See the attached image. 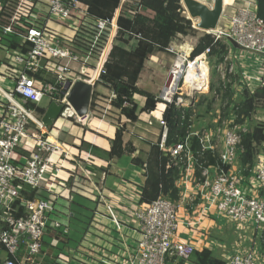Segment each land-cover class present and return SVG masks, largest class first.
<instances>
[{
  "label": "built area",
  "instance_id": "obj_1",
  "mask_svg": "<svg viewBox=\"0 0 264 264\" xmlns=\"http://www.w3.org/2000/svg\"><path fill=\"white\" fill-rule=\"evenodd\" d=\"M139 1L121 0V7L114 11L109 20L92 18L87 6L74 0L0 1V29L4 34L16 36L20 43L15 57L0 69V77L8 76L13 81L9 89L0 86V264H40L45 257L43 240L50 231L49 222L55 230L61 227L57 221H51V217L58 214L55 202L59 197H65L68 201L71 198L66 180L60 178L64 164L69 161L68 153L61 144L49 140V129L41 121L44 110L40 109L39 104L43 98H48L50 102L65 106L61 117L80 120L67 102L70 88L77 80H81L80 77L87 83L90 78L88 71L97 70L104 59L93 86L99 81L110 50L117 41H121L117 18L121 15L130 17L136 13L142 14ZM236 7L238 14L230 13L224 27L218 26L212 36L215 41H222L226 45V56L235 58L228 59L230 63L242 60L243 53L246 59L247 55H255L256 61H262L259 70L262 72L264 21L257 16L255 0H242ZM222 18L223 12L219 23ZM71 19L76 21L75 26H72ZM49 22L72 29L71 35L64 36L51 30L47 26ZM128 36L124 33L121 39L126 40ZM137 39L136 36L131 37L127 45L131 41L137 42ZM168 47L165 52H173ZM208 52L207 49L191 60L205 62ZM91 60L96 63L93 68L87 65ZM176 64L177 61L168 71L166 83ZM75 65L78 67L74 68ZM182 67L185 70L183 64ZM242 72L248 77L246 86L252 92L250 86L254 81L260 82V77ZM180 81L181 77L167 101L163 97L164 91L161 92L157 98L159 102L165 106L174 103L176 107H182L176 96ZM224 122L221 129L208 130L202 134L191 130L188 134V137L199 138L202 149L218 150L220 165L200 168L201 184L198 181L197 185L203 191L202 215L212 207L218 218L245 235L247 249L234 252L224 259L225 264H264L259 245L260 234L264 231V144L250 171V177L245 180L236 169L240 137L249 130V122L244 120L241 124H235L231 114ZM159 123L162 126L160 148L176 163L184 161L186 167L187 164L194 165L188 137L181 143L165 148L166 127L162 119H159ZM215 134L220 135V149L213 144ZM55 153L62 156L57 164L51 160ZM71 161L73 163L68 165V177L78 184L81 181L89 189L86 180L90 182V179L82 174H92L85 169L80 174L79 165ZM94 190L99 202L102 197L99 191ZM30 194L31 198L25 197ZM14 203L17 206L13 208ZM100 204L110 223L119 232L121 225L113 206L105 200ZM131 209L132 225L139 239L135 247L127 251L126 257L120 259L119 264H170L173 257L178 264H189L194 249L188 242L175 238L178 224L175 202L160 197L150 204L139 203ZM105 236L110 237V233L105 231ZM83 251L80 247L67 253L60 252L56 257L62 264H89V257L84 255L87 251Z\"/></svg>",
  "mask_w": 264,
  "mask_h": 264
},
{
  "label": "trees",
  "instance_id": "obj_2",
  "mask_svg": "<svg viewBox=\"0 0 264 264\" xmlns=\"http://www.w3.org/2000/svg\"><path fill=\"white\" fill-rule=\"evenodd\" d=\"M2 3L5 0H0ZM72 1V0H61ZM87 6L88 14L92 18L98 20H109L114 11L119 7L120 0H74ZM257 5V16L264 21V0H255ZM143 13L132 14L128 16H119L117 18V26L119 28V39L109 52L107 61L103 67V73L99 76V81L95 85H101L107 88L113 94V99L109 105L117 112L118 117H124L133 123L138 120L139 113L152 112L159 100L151 93L140 90L137 87L139 75L144 68L145 62L154 53H162L167 49L171 41L176 36H186L193 32L192 23L183 15L181 0H140ZM5 15V14H4ZM6 16V15H5ZM4 21V20H3ZM5 22V21H4ZM3 22V23H4ZM126 33L128 39L138 37L134 48H127L128 39H121V35ZM0 46H6L10 49H18L20 47L19 39L11 34H4L0 29ZM23 50V47H21ZM209 50L207 58L214 59L216 65L223 64L227 55V47L222 41H215L211 35H203L198 43L194 46L190 59H193ZM226 73V70H225ZM228 77H230L228 75ZM232 83L222 82L220 79L211 84L209 92H214L216 97L212 96L210 102H216L219 97L220 108L215 116L218 125L221 126L230 114L234 116V123L241 124L244 120L251 122L256 117L257 111L261 112L259 122L249 129L246 133L241 134L239 143V156L237 160V170L245 180L250 177V171L256 162L258 154L262 151L264 144V73L263 81L254 91L244 88L237 98H233L231 89ZM215 87L217 89H215ZM135 95L144 98L143 107L139 110L133 97ZM207 104V115H210V105ZM196 105H193L195 108ZM192 107H176L174 103L166 104L162 113V120L166 127V138L164 147L168 148L175 144L181 143L191 131V115ZM117 130L111 141L110 149L107 153L98 151L93 146L81 143V146L91 149L98 157L107 161L121 159L124 156H131L135 149L130 143L123 142L124 126L117 124ZM210 127L207 126V131ZM217 128L214 125L215 129ZM189 150L194 159V169L196 177H200V168L214 165H220L218 150H204L201 147L199 138L196 136L188 137ZM131 164L141 168L144 175V183L140 188L139 203L150 204L156 199L163 197L171 202L179 199V191L175 182L185 169V162L176 163L167 152L163 151L159 146V140L156 144H150L145 158L132 157ZM68 183L70 189V210L71 219L77 220L80 203L77 192L81 190V186L69 178ZM25 197L31 198L32 195ZM82 199V198H80ZM96 199V197H95ZM17 203L12 204L16 207ZM114 231V229H112ZM113 231V233H114ZM58 232V231H57ZM53 232L51 235L59 241L67 242L71 246L72 238L70 234ZM111 236L113 234L111 233ZM45 239V238H44ZM47 239L43 240L44 246ZM259 245L264 256V231L260 234ZM76 244L74 243V246ZM59 252V251H58ZM59 254V253H57ZM190 264H225V262L209 251H194L189 259ZM40 264H62L54 258H44ZM182 264V263H181Z\"/></svg>",
  "mask_w": 264,
  "mask_h": 264
},
{
  "label": "crops",
  "instance_id": "obj_3",
  "mask_svg": "<svg viewBox=\"0 0 264 264\" xmlns=\"http://www.w3.org/2000/svg\"><path fill=\"white\" fill-rule=\"evenodd\" d=\"M16 51L17 49H10L6 46H0L1 70L2 65L9 64L8 62H10L11 59L15 57ZM162 53H165V51ZM255 59H257L255 55H247V59L244 61L250 62L249 64L245 63L247 69H253L254 65L258 68L252 74L247 72V74L251 75L252 77H260V82L254 81L250 86L252 91L254 90V86L259 87L262 84L264 73V71H259L262 61L258 62ZM92 63L93 60H91L89 64L87 63V65L93 68ZM239 65L240 71H243L245 69L244 65L242 63H239ZM77 67L78 65L74 66V68ZM88 73L90 75L91 70L88 71ZM141 73L139 75L137 87ZM12 82L13 81L8 76L0 77V86L3 89H9L11 86H13ZM94 87H97L96 92L101 96L106 97L108 101L113 99L114 96L112 92L104 86L95 85ZM133 99L140 110L144 105V98L135 95ZM113 112L117 114L115 110ZM152 112L139 113L138 120L133 123L129 122L124 117L119 118L117 115V120H120L121 122L120 125L124 126L123 142L125 144L130 143L135 151L129 157L124 156L121 159H114L112 161H107L104 158L96 156L91 151V149L81 146V143L89 144L98 151L107 153L110 149L111 141L114 138V134L118 125L103 121L98 118L90 117V119L87 115V117L83 119L85 122L81 123L86 124L88 130H84L82 128L83 130L80 133L74 134L67 130V124L69 121H71V119L62 116L54 123L53 127L49 129V140L51 138L55 142H60L64 148V151L68 153L69 161L64 164L60 178L66 180V187L68 190H70L68 183H71L72 181L68 177V165L73 163L71 160H74L75 163L79 165L80 174L82 169L90 171L92 174L90 176L84 171L82 174L84 175L83 177H89L90 182L86 180V184L87 186L89 185L90 188L88 189L86 185L84 186L80 181L79 185L82 188L81 190H78L77 194L80 196V198L92 202L95 205V209L93 208V210L90 212L91 216H93L91 224L89 221V224H87L86 228L81 234L80 240L78 239V241L75 243L76 245L73 247H71L68 242L65 244L63 241H59L55 235H51V233L53 234V232L57 231H61L63 234H70V228L62 225V223H60L62 222L61 219L51 217V221H57L60 223L61 227L55 230L50 226L51 223L49 222L50 231H48L44 239H47V244L45 246L43 244L44 255L50 256L52 252L67 253L71 249L82 247L84 250L83 253L87 251V253H84V255L89 257V264H119L120 259L126 257L127 251L132 250L136 240L139 239V234L135 231V228L132 225L133 218L131 215V208H136L139 204L141 191L140 188L144 183V175L141 168L131 164V158L139 157L144 159L145 153L148 151V146L150 144H156L160 138L162 126L159 123V119H162V113L159 118H154L152 117ZM57 123L58 126L56 127ZM132 129L134 130V133ZM191 130H193L192 122ZM201 130L202 131H199L200 134L205 132L207 133V127H203ZM209 130L213 131L215 129L209 128ZM88 135H91L92 137ZM133 135L139 139V144H137L138 142H135L131 139V136ZM69 137L71 139H68ZM98 139L103 145H106V147L102 144L99 146ZM218 149H220V147H218ZM59 154L55 153L51 156V160L54 164H57L62 160V156ZM88 159L90 162L87 161ZM185 169L186 171H183L182 175L179 176V179L175 182L176 188L179 191V199L175 201L178 223L175 238L188 242L193 247L194 251L200 252L206 249L211 251L215 257L224 261L226 255L229 254L227 253L228 251L224 252L218 243L219 237L223 231V227L217 222L218 217L216 216V213L212 207L207 211V213H205L204 216L202 215V209L204 208L202 196L203 191L197 185L200 177H196L193 164H187V167L185 165ZM100 180L102 185L98 186L97 183ZM199 183L201 184V181H199ZM94 189H96L97 192L99 191L101 197L107 198L108 203L113 206V210L117 213L118 221L120 222L121 226L119 232L117 231L118 236L114 237V239L111 236V233L113 234L114 230L112 229H114V227L107 218L103 205L100 204L97 207L95 199V196L97 195ZM64 198L65 197H59L56 200L55 209L57 210L59 206L58 204L61 203L60 201H63L62 203L64 204L65 209L64 213L61 215L64 216L68 224L70 217H72V213L70 210L69 201L65 200ZM96 210L97 213H94ZM105 231L110 233V237L104 235ZM92 234L97 235L98 237H92ZM247 247L248 242L243 243L242 249H247ZM170 264H178V261L175 257L171 259Z\"/></svg>",
  "mask_w": 264,
  "mask_h": 264
},
{
  "label": "rangeland",
  "instance_id": "obj_4",
  "mask_svg": "<svg viewBox=\"0 0 264 264\" xmlns=\"http://www.w3.org/2000/svg\"><path fill=\"white\" fill-rule=\"evenodd\" d=\"M201 1V0H199ZM242 0H234L233 5L225 7V9L223 10V18L221 20V22L219 23V27H224V24L227 23L226 19L227 17L233 14H238V7H236L238 4L241 3ZM202 3L208 4V6H211L210 2H207L206 0H202ZM182 5V3H181ZM183 7V5H182ZM183 15L186 17L187 13L185 11V9L183 8ZM188 17V16H187ZM70 22L72 23V26L76 25V21L74 19H71ZM192 23V29L193 32L189 33L186 36H176V38L173 39V41H171V43L169 44L168 49L172 50L173 52L168 53H154L152 55V57H149L148 60L145 62L144 64V68L143 71L141 73L140 76V80L138 83V87L140 90L146 91L148 93H151L153 96H155L156 98L159 99L161 92L163 93V91L166 89H164L165 86H168L169 80L166 83V75L168 73V71L170 70V68L172 67V65L174 64L175 61H180L186 68L187 64L189 62H191L192 60L189 59L190 58V53H191V49L193 50L194 46L198 43L199 39L206 34V32L198 30L195 28V25L197 23V21L195 20H191ZM48 28H50L51 30L60 33L64 36H69L72 33V29L66 28V27H62L60 25L54 24V23H48L47 24ZM212 36V33L210 32V34ZM213 37V36H212ZM214 38V37H213ZM129 41V39H128ZM136 46V42L135 41H131L129 45H126L127 48H134ZM188 52V53H187ZM187 53V54H186ZM189 54V55H188ZM188 55V56H187ZM182 57V58H181ZM242 60L239 59L238 61L233 60V64L230 63V60L228 61V59H235L233 56L228 57L226 56V61L223 64H219L216 65L214 62V59H208L207 57L205 58V64L207 67V88L205 91H196L194 92V94L191 96H186V94L181 91V84L179 85V87L177 86V97L179 98V96H182V107H192L193 108V113L191 115V122L193 125V130L195 132H199L202 131L201 129L203 127H210L211 129L214 128V125H216L217 128L215 129H221V127L223 126V124H225V122L219 126L218 125V120L217 117L215 116L217 110H219V106L220 104V100L219 97L216 99V102H214L212 104V101L210 102L212 96L216 97V94L214 92L210 93L209 92V88L211 84H215L219 79L222 82H227V83H232L231 89L233 94V98H237V95H239L241 93V90H243L244 88H247V81L245 74L240 71V65L239 63H242L243 61H245L244 59H246L244 57V53L241 54ZM184 59H186V61H184ZM228 61V62H227ZM245 63H250L249 61L244 62V67L245 69L243 70L245 73L249 72V73H254V71L256 69H258L255 65L253 69H247V67L245 66ZM95 60H93L92 65L95 66ZM230 64H232L233 66L230 68ZM226 70V73H225ZM230 70V71H229ZM228 75L230 77H228ZM81 80H84L83 77H80ZM93 85V84H92ZM95 86V85H94ZM92 89V93H91V97H90V102H89V108H88V117H92V118H98L101 119L103 121H107L113 124H118L120 122V120H117V114L115 112H113L114 110L110 107L109 105V101L107 100L106 97L101 96L100 94H98L96 92V88L94 87ZM256 87L254 86V89ZM164 89V90H163ZM215 89H217L215 87ZM100 97V98H98ZM103 98V99H102ZM49 99L48 98H43L41 103L39 104V107L41 110H46L48 105H49ZM211 103L212 105H210V110L211 113L210 115H207V112H205L207 110V104ZM191 105V106H190ZM193 105H196L195 108L193 107ZM261 112L257 111V115L256 117L252 118L251 122L248 120V129H252V127H254L259 120L261 119ZM91 119V118H90ZM205 122H203V121ZM215 121V122H214ZM225 121V120H224ZM59 123V121H58ZM58 123L56 125V127L58 126ZM67 130L70 131V133H80L83 129H87V125L86 124H82L81 122H78L76 119H71V121H69V123L67 124ZM83 128V129H82ZM88 130V129H87ZM133 130V129H132ZM49 133V130H48ZM134 133V130H133ZM66 134V133H65ZM67 135V134H66ZM90 137H92L91 135H88ZM147 138V137H146ZM150 138V137H149ZM68 139H71L70 137ZM131 139L135 142H138L137 144H139V139H137L136 137L131 136ZM51 140V139H50ZM59 144H61L60 142H58ZM98 143L99 146H101L102 142L98 139ZM213 144H216V147L218 148V144H220V135L219 134H215L213 137ZM103 145V144H102ZM106 147V145H103ZM263 150V146L262 149ZM262 152V151H261ZM89 161V159L87 160ZM108 174V172H107ZM98 186L102 185L101 180L97 183ZM79 203H80V208H79V213L77 215L78 219L74 220V219H69L68 224L66 219L64 218L63 214L64 213V209L65 206L62 203L63 201H60L61 203H59L58 205V211L56 214V216H52L58 219H61L62 225L70 228V235L72 238V243H71V247L74 246V243H76L78 241V239L80 240L81 238V234L83 233L84 229L86 228L87 224H90L92 222V217L91 216V211L93 210V208L95 207V205L86 200V199H80L78 198ZM103 200L107 201L106 198L102 197L99 199V202H103ZM98 202V200H96L97 203V207L100 205V203ZM95 203V204H96ZM95 209V208H94ZM94 212V211H93ZM97 213V210L94 212ZM93 213V215H94ZM91 218V220H90ZM217 222L223 227V231L221 233V236L219 237V241L218 243L220 244L219 246L221 247V249L224 252H227L229 255H226L225 260L227 258H229L234 252L239 251L240 249L243 248V243H246V241L244 240V236L243 234H241L239 230L236 229L235 226L233 225H228L226 223L225 220L217 218ZM105 235V233H104ZM92 237H98L97 235L92 234ZM113 236L117 237L118 233L117 231H114ZM250 237V234H247V238ZM137 241V240H136ZM136 243L134 244L135 247ZM57 253H51L50 256L45 255L44 258H54L56 257Z\"/></svg>",
  "mask_w": 264,
  "mask_h": 264
},
{
  "label": "water",
  "instance_id": "obj_5",
  "mask_svg": "<svg viewBox=\"0 0 264 264\" xmlns=\"http://www.w3.org/2000/svg\"><path fill=\"white\" fill-rule=\"evenodd\" d=\"M211 6L199 0H181L188 17L187 20H197L195 28L201 31L212 32L216 29L223 10V0H207ZM93 85L77 80L70 88L67 95V102L75 115L83 120L87 117L90 97ZM64 105L49 102L46 110L43 111L42 124L46 129H51L54 123L61 117Z\"/></svg>",
  "mask_w": 264,
  "mask_h": 264
},
{
  "label": "bare ground",
  "instance_id": "obj_6",
  "mask_svg": "<svg viewBox=\"0 0 264 264\" xmlns=\"http://www.w3.org/2000/svg\"><path fill=\"white\" fill-rule=\"evenodd\" d=\"M233 3L234 0H223V10L225 9V7L233 5ZM121 5L122 3L120 0L118 8H120ZM207 34H210V32H208ZM103 60L104 59L101 60V63L99 64L97 70L94 71L91 70L90 78L89 81L87 82L89 85H92V83L96 81L98 76V71L101 65L103 64ZM207 76H208L207 67L205 62H203L202 60L196 59L195 61L189 62L185 70H183L182 63L180 61H177V64L174 66L172 72L170 73L168 86H166V89L164 90V94H163V97H165L164 100L167 101V99L170 98L171 94L175 90V85L180 77H181V81H180L181 91L183 92V94L185 93L186 96H190V95L192 96L196 91L206 90ZM182 96L183 95L179 96L177 100L180 105L183 104ZM164 107L165 106L163 102H158L154 111L152 112V117L159 118L161 116V112L164 110ZM78 122L83 123L85 122V120H78ZM50 141L55 142L53 139H51Z\"/></svg>",
  "mask_w": 264,
  "mask_h": 264
},
{
  "label": "clouds",
  "instance_id": "obj_7",
  "mask_svg": "<svg viewBox=\"0 0 264 264\" xmlns=\"http://www.w3.org/2000/svg\"><path fill=\"white\" fill-rule=\"evenodd\" d=\"M206 1H207V0H206ZM208 2H210V1H208ZM210 3H211V2H210ZM207 5H208V4H207ZM222 12H223V10H222ZM221 15H222V14H221ZM186 17H187V16H186ZM220 18H221V17H220ZM219 21H220V20H219ZM218 25H219V23H218ZM218 25H217V27H218ZM217 27H216V28H217ZM191 52H192V51H191ZM190 55H191V53H190Z\"/></svg>",
  "mask_w": 264,
  "mask_h": 264
}]
</instances>
